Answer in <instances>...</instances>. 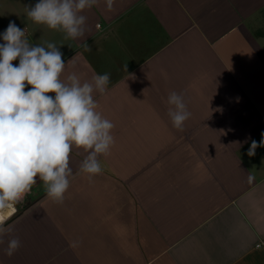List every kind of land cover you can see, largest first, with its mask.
<instances>
[{"label":"crops","instance_id":"0c3cea01","mask_svg":"<svg viewBox=\"0 0 264 264\" xmlns=\"http://www.w3.org/2000/svg\"><path fill=\"white\" fill-rule=\"evenodd\" d=\"M37 2L0 0V44L14 21L31 45L75 59L62 79L108 73L93 95L115 144L92 182L73 147L62 204L37 177L0 208V264H264V147L247 155L264 133V0H100L76 40L29 19ZM173 91L191 112L183 131ZM11 237L21 247L8 257Z\"/></svg>","mask_w":264,"mask_h":264},{"label":"clouds","instance_id":"9594fccd","mask_svg":"<svg viewBox=\"0 0 264 264\" xmlns=\"http://www.w3.org/2000/svg\"><path fill=\"white\" fill-rule=\"evenodd\" d=\"M100 0H38L27 7L26 15L36 24L61 31L65 39L85 37L89 30L87 16L82 14ZM106 10L113 9L114 0H104ZM0 44V208L19 201L36 183L43 182L46 194L62 204L70 187L72 169L70 153L82 148L87 155L79 171L89 182L102 174L99 157L108 156L115 144L112 130L115 125L97 111L94 93L105 94L110 75L94 74L91 80L81 81L75 73L62 79L69 62L55 43L31 45L24 29L10 21ZM91 51L86 39L82 45ZM18 59V65L13 61ZM126 68V65H125ZM28 86H31L28 88ZM28 88L26 91L25 89ZM49 93H54L49 95ZM171 106L168 115L172 125L183 131L190 118L182 94L168 95ZM259 143L252 140L247 155L254 156L257 147H264V133ZM0 220V244L6 235ZM21 247L18 237L7 241L3 252L12 257Z\"/></svg>","mask_w":264,"mask_h":264},{"label":"bare ground","instance_id":"6f19581e","mask_svg":"<svg viewBox=\"0 0 264 264\" xmlns=\"http://www.w3.org/2000/svg\"><path fill=\"white\" fill-rule=\"evenodd\" d=\"M2 217L4 218V216L2 215ZM2 217H0V220L3 219Z\"/></svg>","mask_w":264,"mask_h":264}]
</instances>
